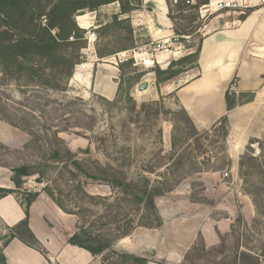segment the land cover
Here are the masks:
<instances>
[{"label": "trees", "instance_id": "trees-1", "mask_svg": "<svg viewBox=\"0 0 264 264\" xmlns=\"http://www.w3.org/2000/svg\"><path fill=\"white\" fill-rule=\"evenodd\" d=\"M166 2L169 7L168 16L174 24L175 35L178 41L184 44L187 42L184 36L193 37L198 30L184 32L178 27L177 20L185 17L187 11L193 12L194 15L198 14L200 6L207 3V0H198L194 5L187 4V0L176 2L166 0ZM112 3H119V12L113 14L110 21L99 23L95 30L97 42L104 43V47L95 46L96 55L104 59L121 52H129L128 60L119 63L120 81L115 102L121 99L123 92L124 98L134 102L130 91L141 81L144 74L137 76L124 90L121 78L126 68L136 67L132 53L136 48L132 43L134 29L129 15L133 11L142 9V0H0L1 77L4 81L25 79L30 84L44 88L49 96L44 104H30L32 107L23 105L22 109H17L4 103L3 95L0 94V117H4L14 127H22L30 134L32 139L25 145L24 150L38 151L40 155V158L12 165L9 162L12 157L15 156L19 160L17 156L23 151H13L0 142V167L11 171V180L15 185L14 189L0 188V199L11 194L15 195L26 214L25 219L17 225L12 227L4 225L9 236L0 249V262L3 264H7L3 249L14 239L20 240L47 258L46 250L29 227L30 206L41 193L46 194L65 213L77 217V232L69 239L70 244L89 251L94 257H103L108 251L120 256L125 263L148 264L149 261L145 258L118 253L114 250L115 244L130 236L137 228H160L162 218L156 199L172 192L186 178L180 173L187 165L192 166L196 173L202 172L200 168H195L197 163L192 153L188 150L183 153L177 152L178 143L175 136H172L171 151L166 152L157 165L148 163V165L138 166L136 160L132 158L131 146L116 152V155L119 154L121 158H114L112 162L103 163L93 157L90 148L73 152L60 137L62 133L69 131L68 126L61 128L48 121L52 119L47 108L58 102L51 99L49 93L67 91L75 73V66L81 63V53L86 47L87 41L84 39L86 30L78 25L77 18L87 12L98 13L102 7ZM251 11L252 9L248 10L241 19H244ZM193 18L195 21V17ZM122 31L127 36L124 37ZM109 37H112L121 47L113 48V42L109 40ZM203 40L204 38L200 39L194 52L178 60H172L167 68L163 69L156 64L152 69L156 84L159 86L178 78L181 73L189 69L190 62L194 61L197 64ZM126 44L131 45L128 47ZM186 48L192 49L195 45L186 46ZM255 95V92L236 94L228 90L225 95L227 111L253 102ZM31 97L42 99L37 95ZM101 99L110 104L114 103L105 98ZM76 101L81 99L74 98L68 102H61L64 108L58 109V112L62 113V116L76 114V111L72 109L77 105ZM16 104L22 105L21 102ZM146 106V104L142 105L143 108ZM180 108V112H169L177 121L173 125L174 132H182L184 144H187L190 139L199 141L200 136L208 131L198 130L187 111ZM23 122L26 123L24 126L21 124ZM35 127L38 128L35 129ZM228 127L229 121L225 115L211 126V129L222 130L223 139L226 141L229 134ZM87 131L93 130L89 128ZM256 142L261 146V141ZM254 143L251 141L250 145ZM33 177L36 178V185L43 186L41 190L24 188L28 183L26 179ZM95 183L108 186L112 190L111 194L105 196L92 193L89 187ZM19 194L26 197L21 198ZM250 195L256 207V221L259 223L264 219V189L258 188ZM237 221L243 222V217L239 216ZM241 259L259 264V260L247 252L237 253L236 262Z\"/></svg>", "mask_w": 264, "mask_h": 264}, {"label": "rangeland", "instance_id": "rangeland-1", "mask_svg": "<svg viewBox=\"0 0 264 264\" xmlns=\"http://www.w3.org/2000/svg\"><path fill=\"white\" fill-rule=\"evenodd\" d=\"M111 8H105L100 12V23L110 21L107 12ZM207 21L208 19L201 18L200 10L195 15L187 11L185 17L177 20L178 27L184 32L198 30L193 37L184 36L187 39L186 43L180 42L183 54L185 51L189 54L195 51L204 36L203 27ZM122 35L127 36L124 31ZM109 40L113 42V48L121 47L112 37H109ZM132 43L136 46V52L147 53L150 56L154 54L148 53L146 42L140 34L138 36L134 34ZM96 45L104 47L102 42H97ZM130 45L126 44L128 47ZM190 45H195V48H186ZM119 54L104 59L118 58ZM150 56L144 58L148 59ZM80 61L89 62L84 54ZM141 62L139 61L136 67L126 68L121 78L123 90L140 74L144 75L138 84L149 82V89L144 93L138 92V84H133L130 93L134 102L124 98L123 92L118 102L114 99L111 101L114 103L110 104L102 100L103 97L88 90L84 93L82 89L71 85V79L66 92L49 93L50 98L58 102L47 108L52 119L47 120L61 128L68 126L69 131L62 133L60 137L73 152L90 148L93 157L103 163L121 158L116 152L131 146L132 158L136 160L138 166L148 163L157 165L162 161L165 153L171 151L172 136H175L178 143L177 152L183 153L188 150L192 153L197 163L195 168H200L202 172L196 173L192 166L187 165L180 173L186 178L172 192L156 199L160 215L164 216L166 222L164 230L168 238V244L161 252H166L168 256L178 253V263L174 264H253L251 260L241 259L236 262L237 253L241 252L251 254L259 260V264H264V219L259 223L256 221V207L250 195L258 188L264 189V135L249 140L242 153L234 154L233 159L227 153V140L223 139L220 129L216 131L211 127L198 129L201 132H208L203 133L199 141L190 139L187 144L182 143L183 134L179 131L174 132L173 125L177 121L169 113L180 112L181 108L174 93H168L165 87L174 83L176 79L179 80L176 85H179L193 78L197 74L196 64L194 61L190 62L189 69L181 73L178 78L158 86L155 74L152 72L158 63L155 62L145 68ZM261 93H264V88ZM0 94L3 95L4 103L17 109H22L23 105L32 107L30 104H44L49 97L41 86L30 84L25 79L4 81L1 75ZM33 95L41 96L42 99L31 97ZM74 98L81 99L76 101L77 105L72 108L76 114L62 116V113L58 112V109L64 108L61 102H68ZM16 102H21L22 105ZM155 103L158 105H152ZM143 104L147 106L143 108ZM181 118L183 119L184 116L182 115ZM32 123L36 124L35 121ZM21 124L24 126L26 123ZM89 128L93 131H87ZM31 139L30 134L22 127H14L4 117H0V142L13 151H23L17 156L19 160L15 156L12 157L9 161L12 165L40 158L38 151L24 150ZM258 140L262 142L261 146L256 142ZM251 141L255 143L250 145ZM35 179V177L26 179L28 183L24 188L41 190L43 186L36 185ZM89 190L94 194L105 196L112 192L108 186L101 183L93 184ZM19 195L21 198L26 197ZM239 216L243 217L241 223L237 221ZM8 236L9 232L0 221V249ZM166 259L161 258L159 261L171 263L172 260ZM101 260L102 263L107 262V264H131V262L125 263L120 256L108 251Z\"/></svg>", "mask_w": 264, "mask_h": 264}, {"label": "crops", "instance_id": "crops-1", "mask_svg": "<svg viewBox=\"0 0 264 264\" xmlns=\"http://www.w3.org/2000/svg\"><path fill=\"white\" fill-rule=\"evenodd\" d=\"M142 1V9L129 15L134 34H140L148 43L163 42L166 48L152 57L134 49L136 66L139 61L145 68L156 62L165 69L172 60H178L189 52L183 54L182 45L176 40L166 0ZM108 7H112L107 12L109 18L119 12V3H112L102 7L98 13L87 12L79 16L78 25L83 29L91 24L97 26L100 12ZM243 15L239 11L225 10L211 16L203 27L204 40L196 64L197 74L183 84L176 85L179 82L176 79L165 87L168 93H174L197 129H207L227 115V153L232 159L234 154L242 153L249 140L264 135V93H261L264 88V8H253L241 19ZM128 54V51L120 53L119 61L116 57L106 60L98 58L95 51L86 69L75 71L71 85L84 93L89 91L113 101L118 93L119 63L127 61L123 56L128 57ZM145 56L150 58L145 59ZM228 90L236 94L255 92L256 95L253 102L227 111L225 95ZM11 176L9 169L0 167V188H15ZM25 217V210L15 195L0 199V221L4 225L15 226ZM165 224L163 216L162 226L158 229L137 228L130 236L119 240L114 250L145 258L148 264L178 263V253L168 256L161 252L168 244ZM77 226L76 216L65 213L41 193L30 206L29 227L46 250L47 258L14 239L3 249L7 264H103L102 256L94 257L89 251L69 243L77 232ZM161 258L172 261L161 263Z\"/></svg>", "mask_w": 264, "mask_h": 264}, {"label": "built area", "instance_id": "built-area-1", "mask_svg": "<svg viewBox=\"0 0 264 264\" xmlns=\"http://www.w3.org/2000/svg\"><path fill=\"white\" fill-rule=\"evenodd\" d=\"M196 2L194 0H187V4L194 5ZM253 8H264V0H207V3L200 6V15L202 19H209L211 16L223 12L225 10L239 11L245 14L248 10ZM98 26L91 24L87 27L85 40L87 41V48L82 50V54L87 56L90 60L95 53V43L97 42V34L95 30ZM176 40L177 37H176ZM147 51L156 53L166 48V44L163 42L149 43L146 45ZM128 57L125 55L124 60H127ZM87 67V62L80 63L75 66V71L78 69L85 70ZM232 88L234 85L232 84Z\"/></svg>", "mask_w": 264, "mask_h": 264}, {"label": "water", "instance_id": "water-1", "mask_svg": "<svg viewBox=\"0 0 264 264\" xmlns=\"http://www.w3.org/2000/svg\"><path fill=\"white\" fill-rule=\"evenodd\" d=\"M149 82L148 81H144V82H141L140 84H138L137 86V90L138 92L140 93H144L146 92L148 89H149ZM0 264H3V262H0Z\"/></svg>", "mask_w": 264, "mask_h": 264}]
</instances>
